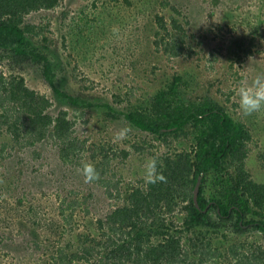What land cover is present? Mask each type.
<instances>
[{"label": "rangeland", "instance_id": "rangeland-1", "mask_svg": "<svg viewBox=\"0 0 264 264\" xmlns=\"http://www.w3.org/2000/svg\"><path fill=\"white\" fill-rule=\"evenodd\" d=\"M172 5L186 35L178 56L153 43L154 15H168ZM25 23L35 26L28 40L48 58L55 85L79 97V104L55 94L41 60L14 64L0 47V264H57L58 249L75 251L77 234H96V219L122 204L130 187L154 176L156 159L190 149V134L158 138L123 114L147 105L176 74L190 82L186 98L211 97L249 128L247 168L264 181V0H62L29 13ZM13 77L51 100L49 114L68 111L79 150L63 154L52 127L40 140L26 132L27 112L7 98ZM87 168L97 173L86 175ZM106 184L118 189L109 192ZM185 214L180 207L174 215L180 227ZM224 233L227 243L243 242L241 253L264 250L260 232ZM194 237L185 233L184 246L191 248Z\"/></svg>", "mask_w": 264, "mask_h": 264}, {"label": "trees", "instance_id": "trees-1", "mask_svg": "<svg viewBox=\"0 0 264 264\" xmlns=\"http://www.w3.org/2000/svg\"><path fill=\"white\" fill-rule=\"evenodd\" d=\"M61 1L0 0V47L14 64L41 60L44 76L55 94L77 105L79 97L55 85L51 63L28 40L35 33V26L25 23L29 13L52 9ZM162 3L163 7L168 4ZM170 12L155 13L153 43L164 54L178 56L184 52L186 35L175 15L180 12L178 8L172 5ZM254 40L251 38V43ZM237 45L242 47L243 43ZM0 81L3 82L2 76ZM188 87L189 80L176 74L147 105H133L123 114L130 125L158 138L190 134V149L156 159L154 176L130 187L122 204L96 219V234H77L75 251L58 249L57 264L93 260L103 264H206L210 259H223L230 264H264V250L257 254V247H253L249 253H241L243 242L238 239L227 243L224 233L232 228L238 236L250 230L264 234V181L253 177L246 161L252 134L215 99L186 98ZM5 88L7 98L27 112L24 126L28 134H35V139L40 140L52 127L51 135L63 142V154L80 149L71 139L74 123L68 111L60 110L55 117L46 112L51 100L27 87L23 77H13ZM91 169L94 172L95 168H87L84 173L88 175ZM104 186L109 192L118 189V184ZM180 207L186 212L181 227L174 219ZM187 232L196 234L189 249L183 243Z\"/></svg>", "mask_w": 264, "mask_h": 264}, {"label": "water", "instance_id": "water-1", "mask_svg": "<svg viewBox=\"0 0 264 264\" xmlns=\"http://www.w3.org/2000/svg\"><path fill=\"white\" fill-rule=\"evenodd\" d=\"M197 192H198V187L195 188V195L197 194Z\"/></svg>", "mask_w": 264, "mask_h": 264}]
</instances>
